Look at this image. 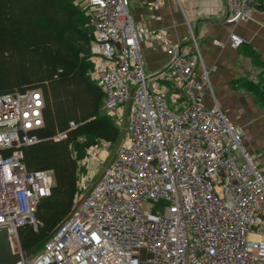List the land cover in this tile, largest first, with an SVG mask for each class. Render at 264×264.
I'll return each instance as SVG.
<instances>
[{
	"label": "built area",
	"instance_id": "1",
	"mask_svg": "<svg viewBox=\"0 0 264 264\" xmlns=\"http://www.w3.org/2000/svg\"><path fill=\"white\" fill-rule=\"evenodd\" d=\"M72 2L92 30L88 77L103 95L101 111L124 133L80 202L92 172L77 181L68 219L17 264H264V176L242 130L215 101L203 103L210 85L193 32L191 50H182L166 30L137 24L129 0ZM259 3L225 0L226 21L251 18ZM144 40L167 52L163 70H145ZM229 42L243 44L236 35ZM42 108L39 89L0 95V150L13 149L0 154V228L15 252L18 227L37 228L36 205L54 183L50 171L28 172L20 150L37 142ZM110 146H89L79 165Z\"/></svg>",
	"mask_w": 264,
	"mask_h": 264
},
{
	"label": "trees",
	"instance_id": "2",
	"mask_svg": "<svg viewBox=\"0 0 264 264\" xmlns=\"http://www.w3.org/2000/svg\"><path fill=\"white\" fill-rule=\"evenodd\" d=\"M257 9L264 11V0ZM91 39L84 13L72 0H0V95L41 91L43 125L31 132L37 142L20 150L28 172L50 171L54 180L36 205L37 228L17 229L22 251L50 237L70 215L78 170L87 172L79 163L88 147L99 141L113 147L120 134L102 113L103 95L88 77ZM247 88L264 103V86Z\"/></svg>",
	"mask_w": 264,
	"mask_h": 264
},
{
	"label": "crops",
	"instance_id": "3",
	"mask_svg": "<svg viewBox=\"0 0 264 264\" xmlns=\"http://www.w3.org/2000/svg\"><path fill=\"white\" fill-rule=\"evenodd\" d=\"M129 8L137 24L166 30L182 50H191L189 32H193L210 85V90L202 91L203 103L210 106L215 101L242 130L244 147L264 176V103L247 88L264 86V11L229 23L225 0H129ZM230 35L240 37L243 44L233 48ZM141 49L148 73L165 68L168 54L158 43L144 40ZM201 72V67L195 70L196 84L202 81Z\"/></svg>",
	"mask_w": 264,
	"mask_h": 264
},
{
	"label": "water",
	"instance_id": "4",
	"mask_svg": "<svg viewBox=\"0 0 264 264\" xmlns=\"http://www.w3.org/2000/svg\"><path fill=\"white\" fill-rule=\"evenodd\" d=\"M123 130H121L118 140L116 142V144L113 146V149L108 157V159L106 160L103 168L101 169V171L98 173V175L95 177L94 181L92 182V184L89 186L88 190L83 194V196L81 197V199L79 200V202L84 198V196L87 194V192L91 189V187L97 182V180L100 178L101 174H102V170L105 169L107 167V165L110 163L116 149L118 148L122 137H123ZM78 202V204H79ZM75 206V208L77 207V205ZM69 217V216H68ZM68 217L66 218V220L68 219ZM49 237L41 240L39 243H37L36 245L32 246L30 249H28L27 251H21V252H15L12 247H11V243H10V239H9V235L7 230L4 228H0V264H17L18 262H20L21 260L27 259L32 257L36 250L42 246V244L48 239Z\"/></svg>",
	"mask_w": 264,
	"mask_h": 264
},
{
	"label": "rangeland",
	"instance_id": "5",
	"mask_svg": "<svg viewBox=\"0 0 264 264\" xmlns=\"http://www.w3.org/2000/svg\"><path fill=\"white\" fill-rule=\"evenodd\" d=\"M112 149H113V147H111V146L109 148H107V149H104V150L103 149L102 150L99 149V152L97 153L98 157L97 158L95 157L94 160L93 159L88 160L87 171L92 172L91 173L92 177L90 179L91 184H92L93 180L95 179V177L98 175V173L101 171L102 163H103L104 160L106 162V160L108 159L109 154L111 153ZM81 168L82 167L79 168L80 170H78V173H77L78 180L85 174L84 173L85 171H83ZM28 259H30V258H27L26 261L29 262L30 260H28Z\"/></svg>",
	"mask_w": 264,
	"mask_h": 264
},
{
	"label": "bare ground",
	"instance_id": "6",
	"mask_svg": "<svg viewBox=\"0 0 264 264\" xmlns=\"http://www.w3.org/2000/svg\"><path fill=\"white\" fill-rule=\"evenodd\" d=\"M90 30V29H89ZM104 150V149H103ZM112 151V150H111ZM104 153V152H103ZM110 155V154H109Z\"/></svg>",
	"mask_w": 264,
	"mask_h": 264
}]
</instances>
